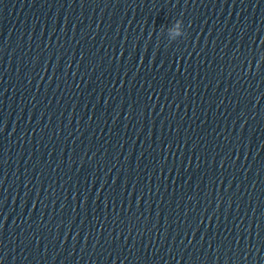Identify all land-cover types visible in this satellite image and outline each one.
I'll list each match as a JSON object with an SVG mask.
<instances>
[{"label": "water", "instance_id": "water-1", "mask_svg": "<svg viewBox=\"0 0 264 264\" xmlns=\"http://www.w3.org/2000/svg\"><path fill=\"white\" fill-rule=\"evenodd\" d=\"M0 264H264V0H0Z\"/></svg>", "mask_w": 264, "mask_h": 264}]
</instances>
